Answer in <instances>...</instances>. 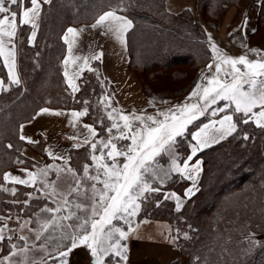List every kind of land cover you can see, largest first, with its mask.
<instances>
[{
  "label": "trees",
  "instance_id": "1",
  "mask_svg": "<svg viewBox=\"0 0 264 264\" xmlns=\"http://www.w3.org/2000/svg\"><path fill=\"white\" fill-rule=\"evenodd\" d=\"M112 1L50 0V3H44L34 44L29 43L31 27L19 24L16 43L21 83L14 84L9 80L0 60V79L4 82L0 92V185L9 189H0V214L28 216L33 222L47 204L45 198H30L31 189L27 186L3 180L7 169L27 163L39 164L23 154L25 145L39 152L45 164L53 161L45 153L43 138L36 143L20 139L21 124L32 119L42 107L79 110L84 107L77 103L81 100L95 102L102 97L109 98L111 89L97 59L82 74L80 90L75 93L69 90L63 75L66 47L62 36L67 27L90 23L108 9L127 14L133 21L127 35L129 65L140 76L145 97L155 106L158 101L163 104L168 97L187 94L197 83L200 69L211 61L212 50L206 29L198 24L197 14H217L233 0H198L202 10L198 9L193 15L187 9L177 16L169 15L163 9L162 0H120L130 9L111 7ZM23 6H30L28 0ZM12 7L19 13L20 5ZM262 15L260 11L258 21ZM261 29L257 25L253 35H260ZM184 64H192L195 74L176 88L174 94L166 93L170 88L156 89L148 81L149 78H160L163 69ZM227 103L218 101L219 106ZM113 109L117 108L110 100V112ZM224 111L233 114L237 131L199 151L193 158H201L203 164L199 190L186 199L181 210L175 208L173 200L161 199L163 193L154 194L160 204L145 202L146 209L170 221L175 245L182 256L189 257L188 264H264V237H253L264 234V128L251 120L244 123L246 117L236 113L233 105ZM89 112L88 109L82 120L96 127V137L91 141L95 143L101 136L102 124L91 119ZM208 119V116L197 119L178 138L181 162L190 154V145L194 144L192 134ZM89 147L90 144L71 148V160ZM189 183V179L174 174L160 189H175L184 194ZM12 188L16 189L14 195L10 191ZM16 237L1 241L0 260L11 251Z\"/></svg>",
  "mask_w": 264,
  "mask_h": 264
},
{
  "label": "snow or ice",
  "instance_id": "2",
  "mask_svg": "<svg viewBox=\"0 0 264 264\" xmlns=\"http://www.w3.org/2000/svg\"><path fill=\"white\" fill-rule=\"evenodd\" d=\"M6 2L10 5H20L22 11L19 13V24L32 26L30 40H34L36 36L35 29L37 28V18L40 16L41 0H28L31 7L23 8L25 0H0V58L3 64L7 67L9 76L13 83L19 84L20 80L16 72V44L14 38L18 35V12L6 6ZM43 3H50V0H43ZM247 20L244 21L246 26ZM105 26L108 33H112L117 40L124 43L125 33L132 27V21L124 16H120L115 10L105 12L101 15L92 27ZM253 31H255L253 29ZM79 30L68 28L64 36L65 42L68 44L69 52L75 44V38L78 36ZM69 34L72 39L69 38ZM231 35V34H230ZM209 39L211 37L209 36ZM211 50L214 53L215 72L210 77H204L207 81L202 85L197 83L195 89L190 93L187 99L198 98L203 101L199 103H183L174 105L167 112L157 111L155 115L137 114L133 110L130 114H124L122 111L113 109L108 113V118L112 121L111 126L106 129L108 137L106 140L101 139L96 143H91L89 138H85L84 144H90L91 154L90 159L92 165L85 164L83 166V176L76 177L73 169L68 168L67 172L76 177V186L70 188L67 193H59L63 197L56 208L45 207L41 212L52 213L50 219L41 222L42 231L37 234L39 240L44 232H55L57 229H64L60 237L56 240L55 250L58 252L59 264H68L69 254L76 248L84 246L88 249L92 264H106V259L112 260L113 264H125L128 259V248L122 241H126L129 233L133 231L131 228V219L135 217L140 210V200L145 197L146 193L158 192V188H153L149 180L156 176L157 172H163V175L158 177L161 180L167 179L172 171L184 174L188 173L190 179H194L192 173L199 172V161L190 165L189 161L196 154L209 146V141L216 143V134H219L220 139L231 135L237 131V123L234 122L233 115H223L218 120H212L208 124H204L195 133L192 134V139L195 141L190 146V154L183 162V167L176 163L175 145L178 137H182L188 127L194 121L203 116L205 112L215 105L218 100L228 101L224 108L213 110L212 115L216 116L217 111L224 112L225 108L234 105L236 113H242L246 119L256 123L259 127L264 128V54L258 49H249L250 53L256 54L258 57L255 60H249L248 54H242L238 57H232L222 53L218 47L212 43ZM103 54L99 53L92 59H100ZM84 59L87 62V57H75ZM64 64H69V59L66 58ZM243 66V71L241 67ZM213 64H209L211 70ZM92 70V69H89ZM67 83L71 87L73 93L78 92L79 86L74 82L79 78V73H74L69 76L67 68L64 72ZM0 81V86L3 85ZM247 86V88L245 87ZM87 103V102H85ZM151 103V101H150ZM259 108L258 112L254 109ZM49 109H42L41 112H48ZM54 115H62L63 113L55 112ZM87 114V108L80 112H72V120L74 121L81 116ZM162 117V119L160 118ZM218 125V127H217ZM23 126H21V129ZM90 137L96 136L95 129L90 125H85ZM113 130L116 134L113 135ZM247 138V137H245ZM21 140L27 139L29 143H34L31 138L20 136ZM130 141L127 145H122L118 148L117 142ZM99 145V155L96 151ZM83 145L77 144L75 147ZM9 148L12 145H8ZM162 153H166L173 157L171 168L168 170L160 169L157 165L156 157ZM49 155L53 159L61 158L54 156L51 152ZM123 157V164L119 163V158ZM55 166L49 165L39 169L36 172H30L26 169L27 178L22 179L19 176L5 173L3 180L13 182L20 185H35L39 179L45 188L49 189L46 195H57L54 182L49 184L46 177L49 169ZM90 169L94 174H90ZM57 175L64 169L55 168ZM82 181H91L89 191L91 196L85 197ZM101 187H97V185ZM3 191H9L8 188L0 185ZM14 195L15 188L10 190ZM191 189L188 194H191ZM76 194V198L85 197L91 200V204L77 202L73 199L71 202L68 197ZM32 194H29L31 198ZM175 196L174 193L167 194ZM178 207L179 197H177ZM28 201H25L27 204ZM75 209V210H73ZM66 211V215H57ZM77 211L83 212L84 215H77ZM0 217V220H3ZM73 220V224H62L61 221ZM124 220L129 224L128 231L113 224V221ZM23 227V225H22ZM7 228L5 223L0 228V241L5 239L4 229ZM71 229V231H68ZM9 239H11L9 237ZM21 240L26 239L20 237ZM46 242H52L50 237H45ZM67 242V243H65ZM253 243H258L253 241ZM16 249V245H11ZM45 247V245H41ZM19 252H24L25 249H18ZM11 255H16L13 251ZM118 258V259H117ZM11 264L8 256L0 260V264Z\"/></svg>",
  "mask_w": 264,
  "mask_h": 264
},
{
  "label": "rangeland",
  "instance_id": "3",
  "mask_svg": "<svg viewBox=\"0 0 264 264\" xmlns=\"http://www.w3.org/2000/svg\"><path fill=\"white\" fill-rule=\"evenodd\" d=\"M167 1L168 0H162L161 5L163 6V9L169 13V15L172 16H177V14L180 15L184 10H189L193 15L196 14V11L198 9L202 10V8L198 7V0H189L191 3V6H188L184 8L180 12H172L171 10L168 9L167 6ZM188 1V0H187ZM120 2V4H119ZM186 2V1H185ZM117 5L119 8H129L122 3L120 0H113L112 3L110 4L111 7H114ZM130 9V8H129ZM14 11H16V8H13ZM21 11V9H20ZM260 11L263 13V15L260 17V20L258 21V15ZM41 13V11H40ZM171 13V14H170ZM206 13V11H205ZM212 13V12H211ZM209 13L205 14L204 16H201V14H197L198 18V24H200L202 27L206 29V36H210L212 34V38L215 36L217 37H222L220 34L221 30H224L225 35L224 37L227 38L228 40V46L223 47L222 50H219L222 53H225L229 56H234L239 50H245L243 51L244 54H248V59L252 60V58L257 57L256 54L250 53L249 49L247 46L253 44V43H258L264 40V0H233L226 4L222 10H220L217 14L216 13ZM175 14V15H174ZM40 19V16H39ZM247 20L246 26L242 27L244 25V21ZM40 25V21L38 23V27ZM259 25L261 29V34L260 35H253L255 32H250L248 35L244 33L243 28H252L253 26ZM231 34V35H230ZM215 38V37H214ZM209 41V38H208ZM220 41V40H219ZM232 44V45H231ZM245 45V47H244ZM262 54H264V51H261ZM258 58V57H257ZM214 59V53L212 52V58ZM206 66L202 67L200 71L202 70L203 72L206 70ZM241 67V70L243 71V66H238ZM215 70V67L213 68ZM19 70V69H18ZM155 70V69H154ZM154 70H150L151 73L154 72ZM162 75L160 78H157V80L154 78H149L148 81L151 83L153 87L156 89H162V88H170L171 90L168 89L166 93L168 94H174L176 92V88L179 89L180 86H183L187 81H189L195 74V70L192 66V64H184V65H176L169 67L167 69H163ZM179 72H182L179 75ZM149 73V72H148ZM201 73V72H200ZM201 74L199 75V77ZM140 77V76H139ZM140 79V78H139ZM141 81V80H140ZM142 83V82H141ZM246 87V86H245ZM177 89V90H178ZM174 90V92H173ZM192 90V89H191ZM190 90V91H191ZM190 91L187 93L188 95L184 98H180L183 95L177 96V97H168L164 100V103H160V101L155 102L158 103L157 105H150L148 108V111H140V110H135L137 114H144L145 116L147 115H155L157 111H162V112H167L168 109L172 108L174 105H180L185 102L187 103H199L203 104V101H191L190 99H187L190 96ZM185 95V94H184ZM106 96V95H105ZM104 97H102L103 99ZM108 98V97H107ZM104 98L103 100L100 99L98 101H85L81 100V102H77L79 107L82 105L84 106L82 109H79V111H83L85 108H87V112L89 109V117L91 119L97 120L100 124H102V131H101V136L97 140L104 139L106 140L108 137V133L106 132V129L111 126L112 121L108 118V113L110 112V100L109 98ZM173 98H177L173 100ZM219 101V100H218ZM218 101L215 105H213L212 108H209L203 116H200L199 118L208 116L209 119H215L221 117L223 115V112L217 111L216 116L212 115L213 110H218L219 108H224L225 105L219 106ZM87 102V103H85ZM106 102V103H105ZM228 102V101H227ZM229 103V102H228ZM227 103V104H228ZM112 106V105H111ZM234 109V105H233ZM78 110V109H76ZM119 110V109H116ZM133 110H129L125 112L124 114H130ZM224 112H229V111H224ZM225 114V113H224ZM229 114L233 115L231 112ZM162 119V117H160ZM191 125V124H190ZM188 125V127L190 126ZM187 127V128H188ZM96 128V127H95ZM187 130V129H186ZM113 135L116 134L115 130H113ZM179 138V137H178ZM178 138L177 142L174 148L175 151V159L176 163L179 164L181 167H183V162L180 161L179 158V151H178ZM96 141V142H97ZM95 142V143H96ZM130 141H119L117 142L118 148L122 145H127L129 144ZM83 145V144H82ZM191 146V145H190ZM78 148V147H75ZM81 149V148H80ZM79 149V150H80ZM82 151V150H81ZM82 155L78 157V155L71 160V156H68V159L62 160V159H53V161L47 162V164L39 163V164H31L27 163L22 166H17V167H12L10 169H7L5 173H10L11 175L14 176H19L22 179L27 178V172L22 171V169H26L27 171L30 172H36L39 169L45 168L46 166L53 165L55 167L49 169L48 174H47V181L49 184H52L54 182L55 188L57 191V195L52 196V195H46L45 193L49 192V189L45 188L43 183L38 179L37 183L35 185L29 186V185H24L27 186L28 188L31 189V192L29 194H32L31 197H39V198H45L47 201V204L45 207L48 208H56L58 206V203L62 201L63 197L59 195V193H67L70 188L76 186V177H82L83 176V166L85 164L92 165L93 161L90 159V154H91V148H87L84 152L82 151ZM85 153V154H84ZM96 155H99V145L97 148V151L95 153ZM201 159V158H199ZM172 160L173 157L166 154L162 153L160 156L156 157L157 165L160 169L163 170H168L171 168L172 165ZM202 161V160H201ZM124 158L120 157L119 158V163L123 164ZM191 162V161H189ZM61 168L64 169V171L60 172L59 176L57 175V172L55 171V168ZM71 168L75 171L76 177H73L71 173L67 172V169ZM4 173V174H5ZM90 174H94V171L90 169ZM174 174H180L183 177L187 178L185 174H181L175 171H172L170 175L168 176L167 179L161 180L158 177L163 175V172H157L156 176L153 177L152 179L149 180L150 185L153 188H158V192H152V193H146L145 197L142 198L139 202L141 204L140 210L137 213L135 217L130 218L131 219V228H134L137 223L142 222V220L146 221H161V222H166L169 224L171 228V236L173 237L175 241V236L173 235L172 231V224L170 221L167 220L165 217L159 216L157 213H149L146 209V203H150L154 205L160 204L159 198L157 196H154L155 193H163L161 194V199H164L165 201H174L175 208L177 210H181L185 204V201L187 198L185 193H179L175 189H170L164 191L163 189H160L164 183L169 180ZM203 174V164H201V167H199V172L198 173H192V176H194L195 181L198 182V188L197 191L200 188V180ZM9 184H14V185H20V184H15L13 182H6ZM91 181H82L83 184V189L85 191V197L91 196V192L89 191L91 187ZM191 184V181L189 185ZM196 184V183H195ZM188 185V186H189ZM187 186V187H188ZM97 187H101V185H97ZM186 187V188H187ZM185 188V189H186ZM196 191V192H197ZM185 192V190H184ZM174 193L175 196H169L166 198L167 194H172ZM195 194V193H194ZM193 194V195H194ZM85 197H79L76 198V194L73 193L72 196H69L68 199L71 202L73 199H77V202H83L85 204H91L90 199H86ZM177 197H179V204L180 206L178 207V201ZM191 197V196H190ZM75 210V209H73ZM41 215L39 217L33 218L34 221L31 222L30 217H25V216H15V215H8V214H0L2 217H6L7 219L10 220L11 224L14 227H11L10 234L13 237L14 235H17V239L12 242L11 245H16V249H11V251L6 254L5 256H8L11 264H59V259H58V252L55 250V243L56 240L60 237V234L64 229H57L54 233L49 230L48 232H44L41 238L38 240L37 234L42 231L40 224L46 219H50L51 216L53 215L52 213H45L41 212ZM67 212L63 211L61 213H57V215H66ZM77 215H84L83 212L77 211ZM3 221H1L2 223ZM62 224H73V220H68V221H61ZM113 224L122 228L124 231H128L129 229V224L126 223L124 220H118V221H113ZM23 225V227H22ZM68 231H71V229H68ZM132 232V231H131ZM129 233V236L131 234ZM128 236V237H129ZM20 237H25L26 239L18 241V238ZM45 237H50L52 242H46ZM255 239H261L264 237V234L261 235H253ZM128 239V238H127ZM67 243V242H65ZM122 244H126V241H122ZM41 245H45V247H41ZM18 249H25L24 252H19L17 251ZM13 251H16V255H11ZM71 257L70 263L69 264H90V253L88 249L84 246H80L76 249H74L70 254L69 257ZM68 257V258H69ZM118 259V258H117ZM188 262H189V257H187ZM5 264H8V262H5ZM92 264V263H91ZM106 264H113L112 260L106 259Z\"/></svg>",
  "mask_w": 264,
  "mask_h": 264
},
{
  "label": "crops",
  "instance_id": "4",
  "mask_svg": "<svg viewBox=\"0 0 264 264\" xmlns=\"http://www.w3.org/2000/svg\"><path fill=\"white\" fill-rule=\"evenodd\" d=\"M190 1L168 0L167 6L168 9L171 10L172 12H180L184 8L191 6ZM43 4H44L43 0H41V9ZM6 6L10 7L13 10L12 7L13 5H10L6 2ZM29 7H31V5L28 7L23 6V8H29ZM113 10L114 9H108L103 11L94 21L90 23L70 25L69 27L66 28V30L63 33L62 39L66 35L68 28H75L79 30V32H78V36L75 38V44L72 47L71 52H69L68 44L63 39L66 47L63 58V75L66 68L69 73V76H72L74 73H79V78L75 79L74 81L79 86V82L82 74L84 73L85 70H87L90 67L92 61L96 60V59H92V57L99 53H102L103 55L98 60L100 61L101 64L102 73L107 81L108 86L111 89L109 98L115 103V108L119 109L118 111H122L123 113L129 110L148 111V108L151 105L150 101L144 95L142 89V83L138 75L130 68L129 65L130 58H129V52L127 46V35L132 27L127 31V33H125L124 43H121L119 40H117L112 33H108L106 31L105 26L101 25L95 28L92 27V25L96 23L97 19L101 15H103L105 12L113 11ZM21 11H19V13ZM115 11L118 15L124 16L132 21V19L127 14H124L117 10ZM19 13L17 18L18 27H19V19H20ZM2 15L3 14H0V17H2ZM36 23H37V28L35 29L36 36L34 40H30L33 29L31 24H28L31 27V31L29 35L30 44H34L36 41L37 33L39 29L38 27L39 17L37 18ZM132 26H133V21H132ZM253 29L256 30L255 25L252 28H243V31L245 34L248 35L250 32H255L253 31ZM220 34L222 37H217L214 35L215 38L214 37L212 38V34H211L210 35L211 39H209V43L210 46L212 43H214L220 50H222L223 47H227L229 44L227 38L224 37L225 35L224 30H221ZM69 38L72 39L70 34H69ZM14 42L16 44V72L21 83V78L17 63L16 38H14ZM248 48L264 51V40L258 43H253L251 47L250 45H248L247 49ZM237 50H239V52H237L232 57H238L244 54L243 51L245 50V48L243 50L241 49H237ZM75 57H81V58L87 57L88 59L87 62H85L84 59H77L75 60V62H73V59ZM66 58L69 59V64L67 66L64 64ZM255 59H257V57L252 58V60ZM0 60L2 61V58H0ZM209 64H213L211 70H209L208 68ZM208 65L205 67L206 70L204 72L202 70L200 71L201 76L199 77L197 83H201L202 85L206 84L207 81L204 80V77L206 76L210 77L212 73L215 72V70L213 69L215 67L214 59H211ZM3 66L6 69L9 80L12 82L7 67L4 64ZM64 79L69 90L73 92L71 87L67 83L65 75H64ZM0 81L2 80L0 79ZM197 83L194 85L190 93L195 89ZM1 90H2V86H0V92ZM187 95L188 94H185L180 98H184ZM175 99L177 98H173V100ZM190 100L198 101V98H192ZM42 109H49V111L41 112ZM259 110H260L259 108L254 109V111L256 112H258ZM74 111L80 112L79 110L76 109L42 107L36 112V114L32 119L21 124L23 128L21 129L20 126V136L23 135L25 137L31 138V140L34 141V143L38 142L40 138H43L45 153L48 157L53 159L52 156L49 155V152H51L54 156L61 157L57 159H62V160L68 159L71 148H74L75 145L77 144L86 145L84 144L85 138H89L90 141H93L94 138L96 137V136L94 137L89 136V132L87 128H85V125L92 126L97 133V129L95 128V126L93 124L84 122L82 120V116L74 121V126L73 124H70L69 121L73 119L71 113ZM55 112H60L63 114L62 115L52 114ZM222 114L229 115V112H223ZM223 115H221V117L219 118L206 120L194 131V133L198 131V129L202 127L204 124H208L212 120H218L222 118ZM254 124L258 126L256 123ZM24 140L28 142L27 139ZM216 140H217L216 143H218L223 139H220L219 134H216ZM216 143H212L211 141H209L208 147ZM22 152L26 157L31 158L37 163H44V157L39 152L34 150L32 147L25 145L22 149ZM201 160L202 159L199 158L192 159L191 162H189V164L192 165L196 161H199L200 162L199 167H201L202 164ZM184 174L187 177V179L191 181V184L185 189L184 192L187 197H190L194 193H196L198 188L197 185L198 182L195 181V179L188 178L189 177L188 173H184ZM189 189L192 190L191 194H188ZM3 218L4 219L1 220L3 222L0 224V228H2L5 223L7 224V228L4 229L3 234L5 238H9L10 236H12L10 234V231L12 229L11 227L14 226L11 224L9 219H7L6 217ZM132 229L133 231L126 240V245L128 248V252H127L128 259L125 262V264H188L187 257L182 256L179 249L175 245L174 239L171 236V231H170L171 228L168 223L161 221L150 222V221L142 220V222L137 223V225ZM1 250H2V243L0 241V254H1ZM71 257L72 256L68 258V264L70 263ZM91 263L92 260L90 257V264Z\"/></svg>",
  "mask_w": 264,
  "mask_h": 264
}]
</instances>
